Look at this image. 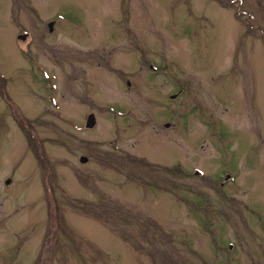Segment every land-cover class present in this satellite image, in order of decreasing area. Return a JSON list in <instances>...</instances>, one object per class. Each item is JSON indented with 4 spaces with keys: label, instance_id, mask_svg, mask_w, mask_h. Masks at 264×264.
<instances>
[{
    "label": "rangeland",
    "instance_id": "obj_1",
    "mask_svg": "<svg viewBox=\"0 0 264 264\" xmlns=\"http://www.w3.org/2000/svg\"><path fill=\"white\" fill-rule=\"evenodd\" d=\"M21 1L0 0V264H264V0Z\"/></svg>",
    "mask_w": 264,
    "mask_h": 264
},
{
    "label": "water",
    "instance_id": "obj_2",
    "mask_svg": "<svg viewBox=\"0 0 264 264\" xmlns=\"http://www.w3.org/2000/svg\"><path fill=\"white\" fill-rule=\"evenodd\" d=\"M51 25H52V23H51ZM22 37H25V36H22ZM94 122H95V117H94L93 114H91V115L88 117L87 125H88V126H93ZM81 159L84 160V161H86V160H87V157H83V156H82ZM9 181H10L9 179L6 180V182H8V183H9Z\"/></svg>",
    "mask_w": 264,
    "mask_h": 264
},
{
    "label": "flooded vegetation",
    "instance_id": "obj_3",
    "mask_svg": "<svg viewBox=\"0 0 264 264\" xmlns=\"http://www.w3.org/2000/svg\"><path fill=\"white\" fill-rule=\"evenodd\" d=\"M25 2H26V1L24 0V1L19 2V4H20V5L27 6V4H25ZM181 170H184V168H181ZM184 172H185V171H184Z\"/></svg>",
    "mask_w": 264,
    "mask_h": 264
}]
</instances>
